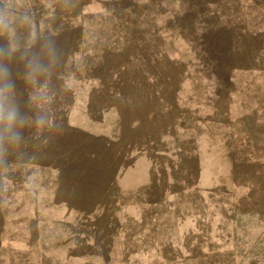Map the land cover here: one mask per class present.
<instances>
[{
    "label": "crops",
    "instance_id": "1",
    "mask_svg": "<svg viewBox=\"0 0 264 264\" xmlns=\"http://www.w3.org/2000/svg\"><path fill=\"white\" fill-rule=\"evenodd\" d=\"M93 1L79 5V43L67 32L72 24L59 21L70 18L72 6L0 5L7 25L0 43H12L7 36L13 34L17 39L15 53L1 52L0 59L18 61L16 69L0 67V106L12 96L14 111H24L13 121L3 110L0 118V264H88L89 233L83 224L69 228L68 222L101 215L129 221L120 223L110 246L128 264H201L208 258L200 254L198 216L191 227L190 220H178L186 212L175 207L168 211L170 221L159 228L151 223L154 198L160 200L147 195L160 186L155 179L129 180L127 190L110 201L90 204L89 181L57 178L62 165L55 154L46 159L40 153L37 113L47 111L42 125L50 129L57 124L56 110L40 98L47 86L41 89L31 77L60 76L65 82L74 75L70 80L79 84L69 88L80 91L81 100L67 111L63 127L79 129L85 138L128 139L131 171L144 176L150 171L142 157L147 160L168 141H195L200 133L231 136L248 116L236 77L255 67L232 63L237 54L229 55L233 45L264 44V0ZM58 31L65 37L66 66L74 72L57 66ZM34 61L45 71H34ZM4 76L15 83H2ZM19 123L29 130L23 137ZM140 140L144 144L134 142Z\"/></svg>",
    "mask_w": 264,
    "mask_h": 264
},
{
    "label": "rangeland",
    "instance_id": "2",
    "mask_svg": "<svg viewBox=\"0 0 264 264\" xmlns=\"http://www.w3.org/2000/svg\"><path fill=\"white\" fill-rule=\"evenodd\" d=\"M178 1L170 0L174 5ZM81 2L82 0H0V5L16 8L54 3L63 7L72 6L70 18L63 17L59 21L72 24V30L67 29V32L78 39L76 41L79 43ZM93 2L90 0L89 5ZM59 34L58 31L57 41L60 45L58 44L57 66L63 72H74L66 66V58H63L62 52L65 37L60 38ZM7 37L12 43H0V53H15L12 49L17 46V39L14 34ZM232 48L233 55L229 56L237 54L232 63L252 65L255 68L236 77V90L246 100L248 116L233 130L231 136L218 137L214 134L207 138L206 134L200 133L202 137L195 141L185 140L178 145L174 141H168L166 147L158 149L159 152H151L147 160L145 156L142 157L145 170L150 172L138 177L131 171L128 139L106 140L91 135L85 138L81 130L66 128L61 124L67 111L76 104L75 101L81 100L80 91L69 88L79 84L70 80H74L75 76L69 75L66 84L60 76L46 81L45 76L39 74L31 79L44 85L41 89L47 86L48 90L44 93L41 91L40 98H45L47 104L49 99L57 116L56 127L44 128L41 123L38 129L42 158H52L55 154L56 160L62 165L60 172L58 171V179L75 183L89 181L90 204L110 201L120 191L127 190L129 180L153 178L160 186L149 189L147 195L159 197L160 200L156 201L154 198L157 210L151 223L157 228L161 227L162 220L168 218L170 221L174 217L168 213H172L171 209L175 207L183 208L186 212L178 220H190L191 227L198 216L195 227L201 232L200 254L202 258H208L201 264H264V44L246 42L233 45ZM73 53L77 57L79 50H74ZM17 62L15 59H0V67L16 69ZM227 63L223 65L226 73L229 67ZM21 66L27 67V64ZM2 78V83H15L13 76ZM7 100V103H1L4 114L9 115L14 110V97L10 96ZM23 113L21 111L17 115ZM37 113L40 121H44L49 115L42 108ZM20 123L17 126L23 137L29 130H25ZM134 142L144 144L145 141ZM101 216L73 224L68 222L69 228H74L75 224H83V228L89 233L92 245L90 244L88 264H128V260L122 259L121 253L114 252L110 246L112 234L121 229L120 223L129 221L104 219ZM191 263L197 264L195 259Z\"/></svg>",
    "mask_w": 264,
    "mask_h": 264
},
{
    "label": "clouds",
    "instance_id": "3",
    "mask_svg": "<svg viewBox=\"0 0 264 264\" xmlns=\"http://www.w3.org/2000/svg\"><path fill=\"white\" fill-rule=\"evenodd\" d=\"M6 26L7 25L5 24L4 14L0 13V29L4 28ZM32 67H33L34 71H45L44 67L35 61L33 62ZM2 116H3V109H2V106H0V118H2ZM8 119L13 120V121L16 120L17 119V113L13 110L11 113H9ZM21 122H23V121L21 120ZM42 122L43 121L41 119L40 123H42Z\"/></svg>",
    "mask_w": 264,
    "mask_h": 264
}]
</instances>
